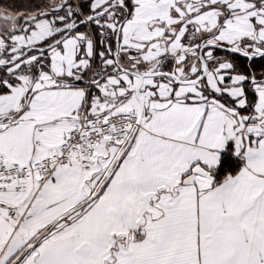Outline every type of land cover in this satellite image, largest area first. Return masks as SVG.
I'll return each instance as SVG.
<instances>
[{"label": "snow or ice", "instance_id": "obj_1", "mask_svg": "<svg viewBox=\"0 0 264 264\" xmlns=\"http://www.w3.org/2000/svg\"><path fill=\"white\" fill-rule=\"evenodd\" d=\"M0 264H264V0L0 3Z\"/></svg>", "mask_w": 264, "mask_h": 264}, {"label": "trees", "instance_id": "obj_2", "mask_svg": "<svg viewBox=\"0 0 264 264\" xmlns=\"http://www.w3.org/2000/svg\"><path fill=\"white\" fill-rule=\"evenodd\" d=\"M5 2H8V3H14L17 7H27L29 6V4L32 2V0H5ZM5 2H2V3H5Z\"/></svg>", "mask_w": 264, "mask_h": 264}, {"label": "crops", "instance_id": "obj_3", "mask_svg": "<svg viewBox=\"0 0 264 264\" xmlns=\"http://www.w3.org/2000/svg\"><path fill=\"white\" fill-rule=\"evenodd\" d=\"M5 2V0H0V3Z\"/></svg>", "mask_w": 264, "mask_h": 264}, {"label": "rangeland", "instance_id": "obj_4", "mask_svg": "<svg viewBox=\"0 0 264 264\" xmlns=\"http://www.w3.org/2000/svg\"><path fill=\"white\" fill-rule=\"evenodd\" d=\"M10 1V0H9Z\"/></svg>", "mask_w": 264, "mask_h": 264}]
</instances>
